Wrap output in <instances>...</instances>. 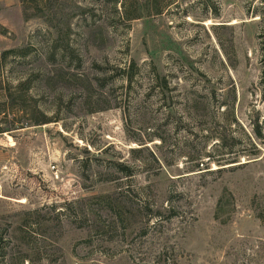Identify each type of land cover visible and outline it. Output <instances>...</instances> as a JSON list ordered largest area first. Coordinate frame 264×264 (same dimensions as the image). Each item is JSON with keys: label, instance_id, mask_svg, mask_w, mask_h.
<instances>
[{"label": "rangeland", "instance_id": "obj_1", "mask_svg": "<svg viewBox=\"0 0 264 264\" xmlns=\"http://www.w3.org/2000/svg\"><path fill=\"white\" fill-rule=\"evenodd\" d=\"M263 36L264 0H0V264H264Z\"/></svg>", "mask_w": 264, "mask_h": 264}, {"label": "trees", "instance_id": "obj_2", "mask_svg": "<svg viewBox=\"0 0 264 264\" xmlns=\"http://www.w3.org/2000/svg\"><path fill=\"white\" fill-rule=\"evenodd\" d=\"M262 50H263V76H264V36H263ZM0 133H3V132H0Z\"/></svg>", "mask_w": 264, "mask_h": 264}]
</instances>
